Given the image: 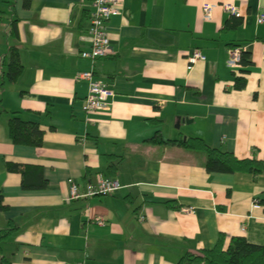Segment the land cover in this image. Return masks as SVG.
<instances>
[{
	"label": "crops",
	"instance_id": "obj_1",
	"mask_svg": "<svg viewBox=\"0 0 264 264\" xmlns=\"http://www.w3.org/2000/svg\"><path fill=\"white\" fill-rule=\"evenodd\" d=\"M204 2L214 4L209 19ZM92 8V0H0V229L15 226L1 242L9 264H177L221 233L224 247L231 236L264 244V172L210 173L202 152L148 140L200 137L264 160V23L256 20L264 0H124L107 22L112 53L95 60L80 56ZM11 46L22 65L13 81L3 62ZM232 46L251 61L242 89L226 64ZM193 48L205 59L189 68ZM90 69L114 91L106 109H85L88 82L77 75ZM12 112L39 122L40 146L11 142ZM6 162L45 185L23 188ZM100 174L120 188L67 199L68 179L83 187Z\"/></svg>",
	"mask_w": 264,
	"mask_h": 264
},
{
	"label": "trees",
	"instance_id": "obj_2",
	"mask_svg": "<svg viewBox=\"0 0 264 264\" xmlns=\"http://www.w3.org/2000/svg\"><path fill=\"white\" fill-rule=\"evenodd\" d=\"M226 24L224 29H229ZM7 69L4 72L5 77L13 81L19 75L22 65L15 47L9 49L8 61L4 59ZM249 53L241 50V67L235 74L234 87L242 89L246 83V66L250 65ZM7 132L9 139L13 144H22L30 146H40L43 139V130L38 121L23 119L18 112H12L7 119ZM151 143H169L182 146L195 152H202L205 156L204 167L208 172H248L254 175L264 172V160L252 158H238L232 152L210 146L200 137H187L184 140H164L156 132L154 136L148 139ZM8 171L20 172L23 176L22 187L25 189L38 188L45 185V180L29 181L26 177L28 166L6 162ZM15 229L12 222L7 227L0 229V264H9V260L3 254L1 242L5 240ZM226 236L219 234L213 247L202 249L198 252H186L178 260L177 264H264V244H254L247 241L242 236H231L229 242L224 247Z\"/></svg>",
	"mask_w": 264,
	"mask_h": 264
},
{
	"label": "built area",
	"instance_id": "obj_3",
	"mask_svg": "<svg viewBox=\"0 0 264 264\" xmlns=\"http://www.w3.org/2000/svg\"><path fill=\"white\" fill-rule=\"evenodd\" d=\"M124 0H92V11L89 16V26L87 35L90 41L88 50L80 52L83 58L95 60L99 57L107 56L112 53L110 45L107 22L113 15L118 14L122 10ZM214 4L204 2L201 6L202 16L209 19ZM223 9L238 16L239 12L232 3H223ZM258 23H264V9L257 16ZM241 48L232 46L228 50L227 66L233 70H237L240 65ZM188 67L190 68L198 60H204L205 55L198 49L193 48L186 56ZM78 78L88 82V92L85 98V109L88 111H97L106 109L109 105L110 98L114 95V91L105 83L93 78V70L81 71L77 75ZM69 194L67 199L74 200L78 198H87L95 195H108L120 188V184L116 179L106 178L101 174L95 182H88L85 186L80 187L72 179H68ZM252 207H260L258 202L253 203ZM140 220L144 219L143 215L139 216ZM97 222L102 224L103 221L98 219ZM77 264H83L79 262Z\"/></svg>",
	"mask_w": 264,
	"mask_h": 264
},
{
	"label": "water",
	"instance_id": "obj_4",
	"mask_svg": "<svg viewBox=\"0 0 264 264\" xmlns=\"http://www.w3.org/2000/svg\"><path fill=\"white\" fill-rule=\"evenodd\" d=\"M183 139H185V138H183Z\"/></svg>",
	"mask_w": 264,
	"mask_h": 264
}]
</instances>
